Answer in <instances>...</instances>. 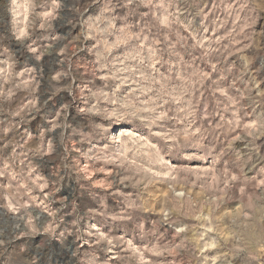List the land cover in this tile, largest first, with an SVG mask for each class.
Wrapping results in <instances>:
<instances>
[{
  "label": "rangeland",
  "instance_id": "rangeland-1",
  "mask_svg": "<svg viewBox=\"0 0 264 264\" xmlns=\"http://www.w3.org/2000/svg\"><path fill=\"white\" fill-rule=\"evenodd\" d=\"M0 239L264 264V0H0Z\"/></svg>",
  "mask_w": 264,
  "mask_h": 264
},
{
  "label": "clouds",
  "instance_id": "clouds-1",
  "mask_svg": "<svg viewBox=\"0 0 264 264\" xmlns=\"http://www.w3.org/2000/svg\"><path fill=\"white\" fill-rule=\"evenodd\" d=\"M34 106H35V105H33V107H34ZM65 107H66V106H65ZM29 167L31 168V167H34V166L30 165ZM26 179H27L28 182H29V187H31V188H33V189L39 187V185H37V184L31 182V177H30V176H29V177H26ZM45 185H46V182H45ZM22 191L26 194L27 191H28V189L25 188V189H23ZM5 243H6V241H5L4 239H0V245H3V244H5ZM251 259H257V257L252 256Z\"/></svg>",
  "mask_w": 264,
  "mask_h": 264
}]
</instances>
